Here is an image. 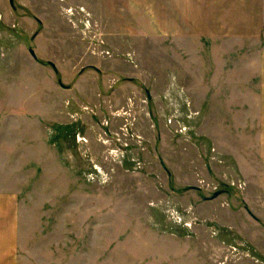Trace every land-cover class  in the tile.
Masks as SVG:
<instances>
[{
    "label": "rangeland",
    "instance_id": "374dc122",
    "mask_svg": "<svg viewBox=\"0 0 264 264\" xmlns=\"http://www.w3.org/2000/svg\"><path fill=\"white\" fill-rule=\"evenodd\" d=\"M5 192L15 264H264V0H0Z\"/></svg>",
    "mask_w": 264,
    "mask_h": 264
},
{
    "label": "crops",
    "instance_id": "0c3cea01",
    "mask_svg": "<svg viewBox=\"0 0 264 264\" xmlns=\"http://www.w3.org/2000/svg\"><path fill=\"white\" fill-rule=\"evenodd\" d=\"M18 196L0 193V264H15Z\"/></svg>",
    "mask_w": 264,
    "mask_h": 264
},
{
    "label": "water",
    "instance_id": "95a60500",
    "mask_svg": "<svg viewBox=\"0 0 264 264\" xmlns=\"http://www.w3.org/2000/svg\"><path fill=\"white\" fill-rule=\"evenodd\" d=\"M11 5H13V0H10ZM32 55L34 56V53L32 52ZM218 194H216L214 197H217Z\"/></svg>",
    "mask_w": 264,
    "mask_h": 264
}]
</instances>
